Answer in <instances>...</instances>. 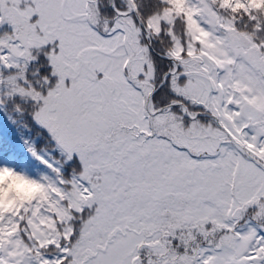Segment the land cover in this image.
Returning <instances> with one entry per match:
<instances>
[{
	"label": "snow or ice",
	"instance_id": "obj_1",
	"mask_svg": "<svg viewBox=\"0 0 264 264\" xmlns=\"http://www.w3.org/2000/svg\"><path fill=\"white\" fill-rule=\"evenodd\" d=\"M0 109V264H264V0H0Z\"/></svg>",
	"mask_w": 264,
	"mask_h": 264
},
{
	"label": "trees",
	"instance_id": "obj_2",
	"mask_svg": "<svg viewBox=\"0 0 264 264\" xmlns=\"http://www.w3.org/2000/svg\"><path fill=\"white\" fill-rule=\"evenodd\" d=\"M24 126H20L21 132L14 126L0 125V166H8L18 172H22L32 178H37L35 168L38 167L42 157L40 150L44 143L42 135L31 133L29 124L23 121ZM28 127V128H27ZM28 134V135H27ZM26 135V136H25ZM37 136V140H34ZM34 148L38 151L33 152ZM32 154L35 157L32 160L27 159L28 155Z\"/></svg>",
	"mask_w": 264,
	"mask_h": 264
},
{
	"label": "rangeland",
	"instance_id": "obj_3",
	"mask_svg": "<svg viewBox=\"0 0 264 264\" xmlns=\"http://www.w3.org/2000/svg\"><path fill=\"white\" fill-rule=\"evenodd\" d=\"M23 121L24 120L22 118H18L15 113H9V112L5 111L4 109H0V125L2 124V126L3 125L5 126V124H6L10 128H11V126H14V128L17 129V130H15V132L17 133L18 131L21 132L20 126H24ZM29 128H30V131L34 130V133H38V135H42L43 140H44V143L41 145V148H40V150L43 151L42 152L43 159H41L39 161V164H37L38 167L35 168V172L38 175L36 179H40L44 175L51 174V170L48 167V164H46L44 162L45 160L52 162L50 160L51 153L47 151L44 133L40 132V130L37 127H34L32 125H30ZM32 131H31V133H33ZM34 138H35L34 140H37V136ZM34 151H38V150H36L34 148ZM27 155H28L27 159H29V160H32L35 157L32 154H27Z\"/></svg>",
	"mask_w": 264,
	"mask_h": 264
},
{
	"label": "clouds",
	"instance_id": "obj_4",
	"mask_svg": "<svg viewBox=\"0 0 264 264\" xmlns=\"http://www.w3.org/2000/svg\"><path fill=\"white\" fill-rule=\"evenodd\" d=\"M26 187H27V186H26ZM27 190H29V191H30V190H32V189H31V188H28Z\"/></svg>",
	"mask_w": 264,
	"mask_h": 264
}]
</instances>
